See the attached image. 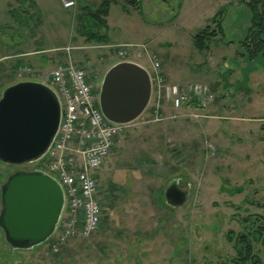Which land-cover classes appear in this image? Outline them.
I'll list each match as a JSON object with an SVG mask.
<instances>
[{
  "label": "rangeland",
  "instance_id": "374dc122",
  "mask_svg": "<svg viewBox=\"0 0 264 264\" xmlns=\"http://www.w3.org/2000/svg\"><path fill=\"white\" fill-rule=\"evenodd\" d=\"M101 1L75 0L66 9L59 0H0V54L39 49L41 55L32 56L43 66L38 73L34 62L31 72L14 71L7 63L12 58H2L0 93L10 81L48 85L43 70L55 64L51 49L66 45L99 89L119 58L107 41L88 40L79 20ZM243 2L140 0L132 8L110 0L104 29L109 41L148 44L167 81L181 88L200 83L208 92L196 106L189 99L175 109L160 100V120L153 119L151 96L143 113L125 126L99 170L103 217L96 232L68 238L53 251L56 232L39 245L13 249L0 228V264H218L235 256L226 233L248 231L245 218L257 216V224L264 223V62L239 55L236 41L249 22ZM219 9L223 33L199 51L192 37ZM141 55L127 57L149 69ZM34 168L40 162L0 161V183L16 169ZM172 179L187 190L181 205L164 202ZM253 245L261 255V245Z\"/></svg>",
  "mask_w": 264,
  "mask_h": 264
},
{
  "label": "water",
  "instance_id": "95a60500",
  "mask_svg": "<svg viewBox=\"0 0 264 264\" xmlns=\"http://www.w3.org/2000/svg\"><path fill=\"white\" fill-rule=\"evenodd\" d=\"M152 93L148 71L130 60L113 63L104 73L98 107L110 122L128 124L147 107ZM60 104L50 87L21 80L0 93V161L23 165L37 161L49 147L59 124ZM167 205L186 201L176 179L163 191ZM0 228L13 249L45 242L55 231L64 207L60 184L39 169H16L0 183Z\"/></svg>",
  "mask_w": 264,
  "mask_h": 264
},
{
  "label": "built area",
  "instance_id": "2783aa9c",
  "mask_svg": "<svg viewBox=\"0 0 264 264\" xmlns=\"http://www.w3.org/2000/svg\"><path fill=\"white\" fill-rule=\"evenodd\" d=\"M59 2L66 9L75 6V0ZM112 46L122 60L129 58V52L137 57L147 53L144 43ZM72 48L65 46L60 50L69 54ZM149 61L147 70L154 100L153 119H162L160 100L178 109L189 99L196 97L199 100L208 92V88L200 83L181 88L167 81L157 55L151 54ZM19 69L26 73L31 71L25 64ZM44 78L60 104L57 131L45 153L37 160L40 162L38 169L53 177L63 190L64 207L51 244L52 250L56 251L68 238L87 237L100 228L103 204L98 199L99 170L126 124L104 118L97 103L98 89H93L86 70L75 65L70 57L66 61H56L45 72Z\"/></svg>",
  "mask_w": 264,
  "mask_h": 264
},
{
  "label": "trees",
  "instance_id": "16d2710c",
  "mask_svg": "<svg viewBox=\"0 0 264 264\" xmlns=\"http://www.w3.org/2000/svg\"><path fill=\"white\" fill-rule=\"evenodd\" d=\"M124 1L129 7H139L140 0ZM243 3L249 10V22L242 38L236 41L241 48L239 55L249 61L259 58L264 62V0H244ZM109 4L110 0H102L96 8L89 9L86 12L83 21L79 20V28L84 30L81 33L87 35L88 40L103 43L108 40L105 30H107L106 16L108 15ZM222 11V9H219L210 19L209 23H214L215 27H211L207 23L193 35L192 43L199 51L207 50L209 43L218 34L221 35L223 33L222 25L218 18ZM82 22H86L87 25H83ZM229 42L232 43L233 41ZM189 103L196 106L198 99L193 97ZM101 195H103V192ZM256 219L257 216L243 220L245 223L249 222V225L245 226L248 227V231L246 232L234 233L229 230L226 233V239L229 242L233 241L235 256L231 257L228 261H222L218 264H264V223L257 224ZM255 243L261 245V255L255 253L253 245Z\"/></svg>",
  "mask_w": 264,
  "mask_h": 264
},
{
  "label": "crops",
  "instance_id": "0c3cea01",
  "mask_svg": "<svg viewBox=\"0 0 264 264\" xmlns=\"http://www.w3.org/2000/svg\"><path fill=\"white\" fill-rule=\"evenodd\" d=\"M107 31H108V23H107ZM107 37H108V35H107ZM108 39V38H107ZM142 43V42H141ZM141 43H121V44H114L112 41H109V40H107V44H110L109 46H110V48H113V46L112 45H114V46H118V45H125V44H141ZM66 46H69V45H66ZM146 46H147V48H148V51H147V53H144L146 56H147V58H148V60H149V49H150V47H149V45L148 44H146ZM62 47V46H61ZM65 47V46H64ZM51 50H54L53 51V53H54V55H53V58H52V60H53V63L54 62H56V61H58V62H60V61H66L67 59H68V57H70V60L73 62V63H76L75 62V60H73V58H72V54H71V51L72 50H70V52H69V54L67 53V52H65V51H63V50H61V51H63V52H60L59 51V53L56 55V50H60V47H58V48H52ZM42 52V50H39V49H35V51L33 50L32 52H29V51H20L19 50V52L17 53V54H15V55H4V56H2L1 54H0V60L2 59V58H4V57H6V59H11L10 61H8L7 63H8V65H10L11 67H12V69L14 70V71H16L17 70V68H19L21 65H26V64H28V65H31V71L32 70H35L34 69V65H32V63L34 62V64L39 68V69H37V70H35V72L34 73H38V72H40V69H42L43 68V66H42V64H41V61H40V59L39 58H35L36 56H32L33 54H39V55H41L40 53ZM2 53V52H1ZM2 56V57H1ZM141 57H143L142 55H140ZM34 58V59H33ZM134 56L133 57H131V58H128L129 60H132V61H134ZM145 59H147L146 57H144ZM12 61V62H11ZM145 61V60H144ZM135 62V61H134ZM138 64H140V65H142V66H144V67H148V65H145V64H141V63H138ZM76 65V64H75ZM149 65H150V63H149ZM49 70V68L48 69H45V70H43L44 72H43V76H44V74H45V72H47ZM30 71V72H31ZM163 71V70H162ZM163 74H165V72L163 71L162 72ZM15 82H17V81H10L9 82V85L10 84H13V83H15ZM43 82V81H42Z\"/></svg>",
  "mask_w": 264,
  "mask_h": 264
}]
</instances>
